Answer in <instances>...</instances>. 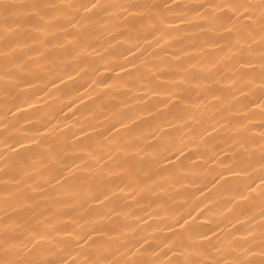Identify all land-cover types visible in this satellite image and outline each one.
Listing matches in <instances>:
<instances>
[{
	"label": "bare ground",
	"instance_id": "6f19581e",
	"mask_svg": "<svg viewBox=\"0 0 264 264\" xmlns=\"http://www.w3.org/2000/svg\"><path fill=\"white\" fill-rule=\"evenodd\" d=\"M16 2L82 4L89 0ZM165 2L181 7L167 14L166 27L174 38L163 43V52L153 50L154 36L159 38L150 18L154 13L141 12L133 22L135 30H130L122 9L101 12L86 29L68 27L69 32H81L78 43L57 32L48 37L56 46L45 47L38 42L43 33L26 26L20 29L27 32L31 49V55L24 57L23 71L5 63L7 49L0 41V232L7 221L20 243L26 239L28 224L39 218L41 231L51 237L42 242L49 251L41 259L72 264L95 253L91 241L81 239L93 224L107 231L92 239L109 241L111 247L104 255L114 261L170 264L221 259L222 253L214 248L209 249L210 256L197 250L208 243L205 236L215 242L213 233L225 238L235 233L234 239L245 246L253 237L259 240L264 221V185L259 181V35L253 42L241 39L235 30L224 31L226 10L206 8L200 14L195 10L201 4L229 0H99L117 5ZM68 11L81 23H86L81 18L92 15ZM180 17L186 23H179ZM60 23L67 26L65 19ZM249 45L254 54L247 51ZM129 60L136 61L140 70L130 67ZM248 60L254 61L251 67L244 64ZM165 63L187 69L181 75L188 83L177 90L174 83L157 80L160 73L176 75ZM120 65L127 71L121 72ZM240 73L249 74L247 80H241ZM253 79L256 82L250 83ZM158 85L190 103L180 109L161 108L163 115H148L167 99L150 91ZM213 93L219 98L214 99ZM137 115L135 124L121 127L122 120L127 123ZM246 115L254 118L245 120ZM240 121L250 131L241 129L243 135L238 137ZM204 128L209 134L201 136ZM118 145L128 150L121 152ZM181 147L183 155L177 152ZM89 153L103 157L99 165ZM69 166L74 167V178L57 183L54 177ZM21 175L24 183L7 182ZM92 189L107 192L109 199L103 204L92 202L90 197L96 194ZM20 202L26 206L18 208ZM49 220L66 231L57 234L46 227ZM141 238H147L143 247Z\"/></svg>",
	"mask_w": 264,
	"mask_h": 264
},
{
	"label": "snow or ice",
	"instance_id": "6c2138e0",
	"mask_svg": "<svg viewBox=\"0 0 264 264\" xmlns=\"http://www.w3.org/2000/svg\"><path fill=\"white\" fill-rule=\"evenodd\" d=\"M181 6L177 5L176 8ZM169 3L165 2L163 4H136L130 3L127 5L124 4H101L99 0H89L87 3L82 4H61L55 2H45V3H31V4H21L16 2V0H0V41H3L6 47V51L3 53L5 63L6 64H14L21 71L27 68V64L24 61L25 56L31 55L30 43L27 38V32L19 31L24 28H32L34 31L43 33L44 36L38 42L43 46L47 47L48 45L53 44L52 40H49L48 37H55L57 32L65 33V40L71 39L73 43H78L82 39V34L80 31L77 32H69L68 27L76 28L78 30L86 29L87 24L94 23L93 17L100 15L101 12L108 14L110 10L122 9L123 12L127 13L124 17V20L128 22L127 26L130 30H135L134 21L136 17L144 11L148 13H154L150 18L155 20V23L152 25L154 32L158 35L159 38H155L154 36V49L160 48L163 52V43L168 39L174 38L173 33L168 30L166 25H168V15L176 10ZM214 9V10H226L224 12V16L227 18L228 24L222 25L224 31L231 32L235 30L237 35L243 40L251 39L253 42L255 40V36L259 35V87H260V103L257 105L261 108V112L259 114V118L261 120L260 128V141H261V157H260V169L261 173L259 175V181L261 185H264V0H258V2H248V0H236V2H229L223 4H201L199 6H195V10L197 14H200L202 9ZM70 9H74L77 12L82 10L84 13H91L90 16H84L81 18L86 23H81V20H78L72 12L68 11ZM51 10V11H49ZM69 17H71L69 19ZM16 18V19H13ZM61 19L67 20V26L60 23ZM239 22L237 24L236 22ZM247 21V23H244ZM179 23L184 24L186 21L183 17L179 18ZM231 25L229 27L228 25ZM177 34L179 33V29L176 30ZM214 46V45H212ZM28 49L29 51H25ZM140 51H146L143 49H138ZM244 51V50H241ZM251 54H254V50L251 49V45L247 49ZM151 55V53H149ZM179 59V55L176 57ZM238 63H240L238 61ZM253 60L245 61L244 64L247 67H251L253 65ZM141 65L147 67L143 60L140 61ZM128 65L132 68H136L137 71L140 70L139 65L134 60H129ZM164 67L172 70L174 69L176 75L174 76H164V73H160L156 78L160 80L161 78L168 80L171 83L176 85L177 90L180 89V84L188 83V79L181 75V73L187 71V69L183 68L181 65H170L165 63ZM121 72H126L127 68L125 65L119 66ZM129 75H132L129 73ZM247 73H240L241 80H247ZM256 81L253 79L250 83H255ZM232 83H236V80L233 79ZM155 96H167L166 100H161L157 105H154L151 110L147 112L148 115H153L155 113H160V109H172L177 108L180 109L182 105L190 103L187 97L181 98L177 95V93L170 88L164 87L163 85H158L150 90ZM238 91L241 94H245L244 89L240 88ZM213 98L218 99L219 97L213 93ZM174 101H180L179 104L174 103ZM252 103H255L253 101ZM229 113H231L232 109H228ZM163 115V113H160ZM253 116L246 115L244 117L245 120L253 119ZM140 119V115L135 117H129L128 122L125 123L123 120L120 122L121 127L127 128L130 124H135L137 120ZM171 126V125H169ZM241 129H245L250 131V129H246V125L243 121L239 122V127L237 128V136L240 137L243 135ZM163 130V126H161L160 131ZM215 131V129H213ZM209 134L208 129L204 128L203 133ZM167 135V134H165ZM159 137L154 136L153 139H157ZM245 139H247L245 137ZM115 142V140H113ZM118 149L121 152H126L128 149L124 146H119ZM140 151H143L141 149ZM177 152L180 155H183L184 148H178ZM93 159L99 162L103 159L102 156L93 153H89ZM109 158L111 155H109ZM78 167V165H75ZM74 167L69 166L64 169V171L60 172L54 179L57 183H61V181L67 182L68 180L73 179L72 176ZM103 170L101 169V172ZM229 172L233 175L237 174L234 170L229 169ZM67 173V175H65ZM223 177V173L220 174ZM9 183L21 184L24 183V177L21 175L18 178L10 177L7 181ZM251 187V185L249 186ZM90 191L95 192L96 194L91 195L90 199L92 202L97 204H103L105 200H108V194L104 191H99L98 189H92ZM103 197V198H102ZM261 199L262 203H264V188L261 189ZM25 202H20L17 204L18 208L25 207ZM81 209H83V205H80ZM86 211V209H85ZM262 217H264V209H262L261 213ZM86 223H91L85 218ZM237 223H239V218H237ZM41 221L37 218L36 222L28 224L27 228H25L26 239L21 241L20 243L16 242V237L12 234L15 230L12 228V225L7 221L4 222V231L0 232V264H56L55 260L51 259H41L39 258L43 252H48L49 249L44 241H48L51 239L50 235L44 231H41L39 225ZM46 227H51L57 234L62 231H66L64 229L56 227V225L49 220L47 222ZM11 229V231H10ZM134 231V230H133ZM223 229H220V232L223 233ZM107 231L103 226H95L94 224L91 226L90 230L81 237L84 241H91L90 247H95V253L89 254L86 259L83 261L73 260L72 264H157L155 261L150 260H139V259H121V260H112L107 258L104 253L107 249L111 247L109 241H97L93 240V235H107ZM79 235V234H77ZM215 242L212 238L205 236L204 239L208 241L206 245H199L197 250L202 256H210L211 253L209 251L210 248H214L216 252L222 253L223 258L221 259H207V260H191L187 259L184 261L170 262V264H264V221L261 223V230L259 240L257 241L255 237L253 240L246 241V245L240 244L239 241L234 239L235 233H231L227 238L217 235ZM141 247H143L144 243H147V238H141ZM135 248L136 245L134 244ZM147 251V249H145ZM238 253H243V256ZM99 257V258H95Z\"/></svg>",
	"mask_w": 264,
	"mask_h": 264
}]
</instances>
